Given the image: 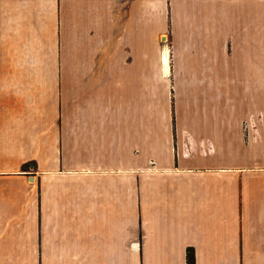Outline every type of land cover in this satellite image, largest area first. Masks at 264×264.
Wrapping results in <instances>:
<instances>
[{"label":"crops","instance_id":"0c3cea01","mask_svg":"<svg viewBox=\"0 0 264 264\" xmlns=\"http://www.w3.org/2000/svg\"><path fill=\"white\" fill-rule=\"evenodd\" d=\"M168 33L173 80L216 84L222 95L185 118L180 107L162 158L145 153L150 128L125 133L122 98L124 83L155 80L157 38ZM111 83L120 107L108 106ZM44 84H55L47 89L66 121L54 106L45 120ZM28 160L42 177L41 207L65 187L53 180L68 179L69 199L81 189L72 179L83 180L84 218L63 217L53 231L49 258L59 264L123 258L125 208L133 233L142 230L128 241L138 263L264 264V0H0V264H24L26 244L36 264L45 257L44 223L41 233L37 219L12 229V182L23 179L14 173Z\"/></svg>","mask_w":264,"mask_h":264},{"label":"rangeland","instance_id":"374dc122","mask_svg":"<svg viewBox=\"0 0 264 264\" xmlns=\"http://www.w3.org/2000/svg\"><path fill=\"white\" fill-rule=\"evenodd\" d=\"M157 44L159 46V51L157 52L159 55V60L157 59L156 64V76L155 80L153 81H146V82H139V83H124L123 84V105L122 107L124 110V122L126 129H129V131L125 130V133L132 132L137 133L136 130L133 131V129L138 125V132L140 134H147V129L150 128L151 132L155 135L154 136V142L155 145L153 147L148 146L145 148V153L147 154H155L159 155L162 158L165 156H168L170 154L169 150V142L168 141H175V124L177 121V118L180 117L179 111L180 107L184 108L182 117H187V114L185 112L186 108H194L199 107L202 105L207 106H218L216 101L217 98L221 97L222 92L219 86V89H215L216 84H201V83H187V82H175L173 80V55L174 52L172 51V39L171 36L168 34L160 35L157 38ZM164 57H166L167 60V66L164 67ZM166 75L167 77H161ZM45 85V91H44V99H43V105H44V116L45 120L48 121L53 119L54 112L49 110L51 109V106L55 107V110H58V118L56 122L61 123L62 121H66L64 118H66L65 115H62V107L61 106V97H53L52 90H48L47 88L55 86V84H44ZM96 85V84H94ZM99 85V84H98ZM219 85V84H218ZM117 84H108L109 89V99H108V106H119L121 105L120 100H118L117 104L115 103V98H112L113 96L111 94V91L113 94H115V87ZM82 87V86H81ZM212 87H214L215 90H212ZM79 90H82L79 89ZM78 90V91H79ZM210 91V93H208ZM200 94L206 93L210 96H207L208 99H202L199 98ZM230 95H226L227 98H229ZM114 97V96H113ZM113 99V100H111ZM214 99V100H213ZM208 100L209 104H205V102ZM24 103L27 102V100L21 99ZM34 101V100H33ZM72 106H75L77 108H80L79 110V118L80 121H83L84 116L83 112H85V109H82V104L79 103L77 99L71 100ZM29 102V100H28ZM113 102V103H112ZM217 103V104H216ZM226 106L229 104V100H226L224 102ZM28 105H30L28 103ZM22 106V104H21ZM65 106V104H64ZM99 106L103 107L102 102L98 104H94L95 112H97L100 108ZM214 106V107H215ZM188 108V109H189ZM217 108V107H215ZM133 109L134 112H131ZM187 109V110H188ZM36 112L33 109V114ZM30 116V115H29ZM71 116V115H69ZM73 117V116H72ZM21 122H24L23 118L21 119ZM154 130V131H152ZM147 138V137H146ZM127 143H130V140H125V145ZM184 154L185 155H191L194 152V142L191 139V137L185 133L184 136ZM127 147H125L126 149ZM133 150V153L137 154L142 150L140 146H133L130 148ZM150 150V151H148ZM154 151V152H153ZM152 161V160H151ZM17 165L16 162H13L12 166L15 167ZM21 171L18 173H14L15 175L19 174L23 176L21 179H13L12 182V219H13V227L12 229H19L20 225L23 223L22 220H38L39 223V233H41L42 224H45V236L44 238L46 241L44 242V250L43 254L45 257L43 259H38V264H59L63 262V260L58 259L54 260L53 258H49L52 253H57V249L55 248V240L53 237V231L58 228V225H60L61 219L64 217V219H67L70 217L73 213L76 215V219L84 218V204H83V189L82 179H72V182L76 183V187H81L79 193L77 194L75 199H69V189H68V179L60 178L58 180H53L56 186H65L62 191H57L56 199L54 201L49 202L48 206L44 210H42L41 207V196H42V182H41V174L36 171L35 161L34 160H28L20 165ZM129 172L128 170L124 171ZM13 174V173H12ZM31 177L33 179L31 180ZM49 181V180H48ZM46 182V181H45ZM50 185L52 183V180L49 181ZM80 182V184H79ZM72 183V184H73ZM130 183L129 176L125 178L124 184L125 186H128ZM72 184L69 186L71 187ZM46 185V184H45ZM23 190V192L21 191ZM129 189L125 188V196H124V205L125 206H131V196H129ZM18 192V193H17ZM51 193V192H49ZM20 194V195H18ZM38 203V212L35 217V204ZM33 204V206L31 205ZM76 210V211H75ZM75 211V212H74ZM97 212V211H96ZM33 218V219H31ZM16 221V222H14ZM124 236H125V243H124V256L123 258H110L106 260L107 264H141L142 259L139 260L140 263H138V259H133L131 257V249H130V243L128 241L131 240L132 236H136L139 231L140 241H142V230L141 228L135 227V233H133V219L130 211L124 210ZM16 236L17 234L14 233ZM27 238V237H26ZM29 240V239H28ZM26 251L28 253V258L26 261H23L24 264H36L35 259H31V250L30 245L26 244ZM34 251V250H33ZM35 253V252H34ZM38 255L41 256V251H38ZM17 261L15 259V262L17 264ZM80 264H86L87 262H90L92 260L88 259H82L80 260ZM20 264L21 261H20Z\"/></svg>","mask_w":264,"mask_h":264},{"label":"trees","instance_id":"16d2710c","mask_svg":"<svg viewBox=\"0 0 264 264\" xmlns=\"http://www.w3.org/2000/svg\"><path fill=\"white\" fill-rule=\"evenodd\" d=\"M187 255H188V261H189V263H193L194 262L193 249L189 248Z\"/></svg>","mask_w":264,"mask_h":264}]
</instances>
